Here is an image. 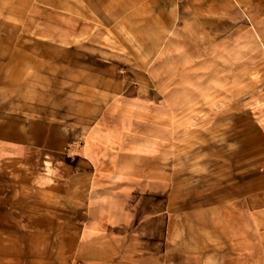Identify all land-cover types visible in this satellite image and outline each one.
<instances>
[{
    "label": "crops",
    "instance_id": "crops-1",
    "mask_svg": "<svg viewBox=\"0 0 264 264\" xmlns=\"http://www.w3.org/2000/svg\"><path fill=\"white\" fill-rule=\"evenodd\" d=\"M13 1L15 23L0 33V264H264V92L215 105L245 89L191 87L214 80L215 65L262 79L264 0ZM135 26L148 33L141 48L157 49L141 61L156 65V90L7 105L9 86L36 79L25 51L38 33L43 45L107 48ZM230 113L237 149L220 156L213 136L229 141Z\"/></svg>",
    "mask_w": 264,
    "mask_h": 264
},
{
    "label": "rangeland",
    "instance_id": "rangeland-1",
    "mask_svg": "<svg viewBox=\"0 0 264 264\" xmlns=\"http://www.w3.org/2000/svg\"><path fill=\"white\" fill-rule=\"evenodd\" d=\"M43 1L39 0V4L43 5ZM14 1L6 0L5 8L2 9L4 16H0V33H3L5 28L15 23L13 15ZM56 8V7H55ZM24 20V17H23ZM43 18L39 16L38 23L39 28L42 27ZM38 33L39 47L37 50L27 49L25 53L29 56L32 51L33 56L35 53L38 57V64L25 66L27 68V73L32 70L34 73L33 77L35 80L31 82L28 81H16L15 86H9L5 91L8 96L6 98L7 105H15L19 107H25L24 98L35 96L38 94L37 98H34V104L36 101L38 105L41 104V100H47L48 103H53L55 106H61L67 102L66 94L69 91L71 94L78 90H88L89 89H107L102 97L97 96H86L87 103L94 104L95 100H100L102 104L110 99L116 94H127L136 92L138 89H157L159 87V82L156 80H151L150 72H153V68L156 72V65L142 64L143 55L145 58L150 57V62L156 61L157 49L144 50L141 48L142 36L148 37V33H142L141 30L135 26L131 30L122 29L118 32L117 38L113 39V42H105L107 48L94 45L93 42L86 41L85 48L80 49L78 47H62L60 43H55L53 45H43L47 40L44 36ZM150 41L147 42L156 46V39H151L155 37L156 34L150 32ZM56 40V39H55ZM153 40V41H152ZM41 42V43H40ZM104 43V42H103ZM104 45V44H103ZM111 45V47H109ZM47 46V47H45ZM227 66H214L213 73L215 74L214 80H202L199 79L196 82H192L193 87L197 85L198 90H205L212 88L214 93L219 90H228L230 93L234 90L236 91L239 87L245 89V98L229 96L221 99L218 96H214V104L233 105L240 103L241 101L248 100L254 95L264 92V75L261 80L255 81H238L233 79L238 73L235 69L237 66H229L228 72L225 70ZM205 68V66H202ZM223 70V71H222ZM198 72H206V69H201L199 66ZM222 72L226 75L229 74V80L222 79ZM235 74V75H234ZM26 76V77H27ZM100 78V80H99ZM167 83V82H166ZM184 83V82H183ZM186 83V82H185ZM190 83V82H189ZM189 83H187L189 85ZM22 88V91H20ZM241 89V88H240ZM48 91V97H45ZM80 91V93H81ZM44 94V97H40V94ZM70 94V102L77 98ZM158 97L156 93L153 96V100L157 101ZM227 100V101H225ZM100 103V104H101ZM57 115H62L60 112ZM201 114H199L200 116ZM221 116L222 114H214V116ZM229 117L228 127L230 128L229 141L228 137L223 138L219 131H215L213 136L214 149H217L218 155L230 153L237 149V138L234 137L233 133L237 131L234 128L236 125L233 123L232 119L233 113L223 114ZM221 120V119H220ZM247 131H249L247 125ZM236 134V133H235ZM205 147V146H204ZM200 158V156H199ZM186 162H183V165ZM221 162L214 161L213 166L210 163V168L216 169L220 168ZM197 167L199 169H206V162L204 160H198Z\"/></svg>",
    "mask_w": 264,
    "mask_h": 264
}]
</instances>
